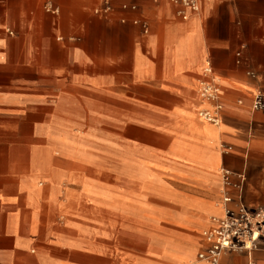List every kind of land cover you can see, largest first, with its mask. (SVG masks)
Returning a JSON list of instances; mask_svg holds the SVG:
<instances>
[{
    "label": "crops",
    "instance_id": "obj_1",
    "mask_svg": "<svg viewBox=\"0 0 264 264\" xmlns=\"http://www.w3.org/2000/svg\"><path fill=\"white\" fill-rule=\"evenodd\" d=\"M199 2L0 0V264H211L264 207V0Z\"/></svg>",
    "mask_w": 264,
    "mask_h": 264
},
{
    "label": "built area",
    "instance_id": "obj_2",
    "mask_svg": "<svg viewBox=\"0 0 264 264\" xmlns=\"http://www.w3.org/2000/svg\"><path fill=\"white\" fill-rule=\"evenodd\" d=\"M171 1L194 12L200 10L199 0ZM48 10L54 11L51 6H48ZM180 14L184 19L188 17L185 10H181ZM207 71L210 72L211 69L207 68ZM218 94V88L212 83H205L200 90V96L207 100L215 99ZM260 104L261 102L258 100L255 106H260ZM202 116L210 122L217 121V117L208 112L202 113ZM224 174L226 181H228L230 172L225 171ZM232 202L233 197L225 191L222 198V216L216 218L214 226L204 232L208 247L199 253L201 260L211 264H223L222 256L226 252L245 251L251 253L257 248V242L264 231V207L250 209L243 203H239L237 207H232Z\"/></svg>",
    "mask_w": 264,
    "mask_h": 264
}]
</instances>
